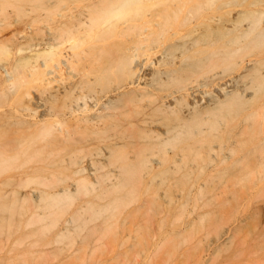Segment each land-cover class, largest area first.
I'll return each mask as SVG.
<instances>
[{
	"label": "bare ground",
	"instance_id": "obj_1",
	"mask_svg": "<svg viewBox=\"0 0 264 264\" xmlns=\"http://www.w3.org/2000/svg\"><path fill=\"white\" fill-rule=\"evenodd\" d=\"M124 262L264 264V0H0V264Z\"/></svg>",
	"mask_w": 264,
	"mask_h": 264
},
{
	"label": "rangeland",
	"instance_id": "obj_2",
	"mask_svg": "<svg viewBox=\"0 0 264 264\" xmlns=\"http://www.w3.org/2000/svg\"><path fill=\"white\" fill-rule=\"evenodd\" d=\"M249 0H244V3H247ZM108 247L109 250L113 249V247L111 245H106ZM129 262L125 263L124 264H128ZM115 264V263H114ZM117 264V263H116ZM120 264V263H119ZM130 264V263H129ZM131 264H135V263H131ZM162 264V263H161ZM237 264H240V263H237Z\"/></svg>",
	"mask_w": 264,
	"mask_h": 264
}]
</instances>
